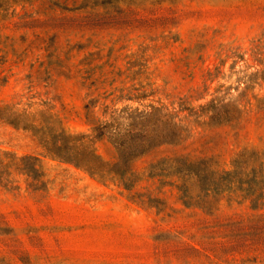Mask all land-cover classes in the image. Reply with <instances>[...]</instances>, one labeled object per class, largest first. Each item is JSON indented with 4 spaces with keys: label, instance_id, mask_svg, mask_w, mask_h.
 <instances>
[{
    "label": "rangeland",
    "instance_id": "rangeland-1",
    "mask_svg": "<svg viewBox=\"0 0 264 264\" xmlns=\"http://www.w3.org/2000/svg\"><path fill=\"white\" fill-rule=\"evenodd\" d=\"M0 264H264V0H0Z\"/></svg>",
    "mask_w": 264,
    "mask_h": 264
},
{
    "label": "trees",
    "instance_id": "trees-1",
    "mask_svg": "<svg viewBox=\"0 0 264 264\" xmlns=\"http://www.w3.org/2000/svg\"><path fill=\"white\" fill-rule=\"evenodd\" d=\"M11 120L17 124L16 118ZM106 127L107 125L95 127L93 129L95 132L93 138L102 136ZM31 128L36 129L35 126H31ZM172 132V128H166L157 135V139H153V135L145 134L134 137L130 136L123 140L119 139L120 137H118L117 132L113 133L115 137H112V140L118 152V160L114 163L104 161L96 153L92 145L94 140L90 139L88 134L72 136L66 135L65 131L61 130L62 138L59 143L51 138L44 146L47 153L52 157L71 161L78 166L84 167L91 175L101 179H106L109 176L118 179L127 186L128 184L125 180L128 170L124 167V164L144 153L153 144L169 141V134H172ZM24 170L30 172L34 170V167L32 165L29 168L24 167Z\"/></svg>",
    "mask_w": 264,
    "mask_h": 264
}]
</instances>
